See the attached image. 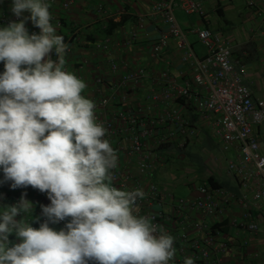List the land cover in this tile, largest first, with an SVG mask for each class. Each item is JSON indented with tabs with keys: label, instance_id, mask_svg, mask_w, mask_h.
Instances as JSON below:
<instances>
[{
	"label": "clouds",
	"instance_id": "clouds-1",
	"mask_svg": "<svg viewBox=\"0 0 264 264\" xmlns=\"http://www.w3.org/2000/svg\"><path fill=\"white\" fill-rule=\"evenodd\" d=\"M50 7L12 0V13L30 12L39 34H29L25 20L0 27V168L12 188L31 186L50 200L39 228L28 218L30 201L0 208V264H172L176 238L137 213L146 193L112 183L117 152L83 95L86 82L66 69L68 45ZM65 220L59 231L49 226Z\"/></svg>",
	"mask_w": 264,
	"mask_h": 264
},
{
	"label": "built area",
	"instance_id": "built-area-1",
	"mask_svg": "<svg viewBox=\"0 0 264 264\" xmlns=\"http://www.w3.org/2000/svg\"><path fill=\"white\" fill-rule=\"evenodd\" d=\"M74 3L75 0H65L64 7L71 8ZM178 9L187 15L197 14L204 19L208 12L204 0L159 1L154 5L150 17L161 19L167 29L157 39L148 42V52L152 57L159 58L171 49L174 41V53L179 57V62L193 69L192 87L172 83L171 90L149 95L145 102H151L153 108L157 104L163 109L166 107L164 111L151 115L149 111L143 112L142 104L137 103L134 108L119 112L114 119L103 120L99 109H108L110 98L104 97L96 104L97 119L108 129L107 135L113 136L125 129L130 134L131 166L123 169V165L118 163L117 168L113 170L112 183L122 190L129 188L128 183L131 180L136 181V189L143 190L146 185L148 196L138 199L137 209L164 204L166 200L172 199L173 185L179 181L196 188L198 196L180 199L177 203L179 212L192 210L205 218H211L209 223L198 222L194 225L197 232L206 234L205 237L196 238L191 237L185 229L186 220L180 219V223H183L180 240L190 248L195 264H226L225 254L232 245L241 253L245 252L248 264H264V96L255 98L244 83L243 77L248 76L247 65H239L237 69L233 63L234 47L230 37L220 34L215 36L210 27L200 29L197 34L208 53L203 58L195 54L187 39L186 30L181 27L175 16ZM9 23L7 19L0 18V27ZM137 36V33L132 35L133 43L138 41ZM95 47L107 50L109 41H98ZM113 69L117 70L118 65L113 64ZM146 75L147 71L139 68L136 73L127 74L123 82L140 88ZM163 77L167 83L170 82L167 73H164ZM102 81L99 79L100 83ZM172 103L175 104L174 107H171ZM180 105L194 108L199 114V121L209 120L211 135L227 154L217 158L216 163L219 165L213 167L219 169H213V172L220 174L221 170L226 173L238 194L225 190L223 186L214 188L207 182L196 186V177L189 171L184 174H175L172 171L169 179L173 184L167 177L162 180L153 177L158 166L156 157L159 148L173 142L176 135H188L181 147L201 138L198 121L191 123L185 119ZM212 159L216 158H210ZM165 165L166 162L161 166ZM19 201L20 198L17 197L13 204H18ZM232 208L239 211L240 221L225 217ZM149 215L153 217V223L163 225L165 215L162 212L148 211L144 216ZM45 219L41 214L38 224L43 223ZM225 221H229V224H225ZM230 226L240 232L237 244L230 243L225 235L224 230ZM175 247L177 249L176 245ZM184 259L181 261L184 262Z\"/></svg>",
	"mask_w": 264,
	"mask_h": 264
},
{
	"label": "crops",
	"instance_id": "crops-1",
	"mask_svg": "<svg viewBox=\"0 0 264 264\" xmlns=\"http://www.w3.org/2000/svg\"><path fill=\"white\" fill-rule=\"evenodd\" d=\"M159 1L172 2L173 0H75L71 8L64 7L65 0L49 1L51 4L50 11L53 15L52 23L57 29V34L62 35L68 45L66 69L86 82L87 88L84 90L83 95L92 99L95 104L104 97L110 98L109 108L106 110L99 109L103 120H112L119 112L126 111L127 108H134L137 103L142 104L143 112L149 111L150 115L162 112L166 109L165 106V109H163L160 104H157L153 108L151 102L146 103L145 99L154 92L162 93L171 90L172 83L192 87L193 69L179 62V57L174 53L176 46L174 41H172L171 49L159 58L152 57L148 52V42L157 39L167 29L166 24L161 19L150 17L154 5ZM204 1L205 8L208 11L206 19L197 14L187 15L180 9L175 11L178 23L187 32V39L193 51L199 58L207 55V48L200 42L206 48V52L200 53L192 39L197 37L199 40L198 30L205 27L213 29L217 25L219 31L224 34L229 33L228 36L231 37L234 47L232 61L237 69L240 67L239 65H247L248 76L243 77L244 83L252 91L255 98L264 96V0ZM11 7L12 0H0V18H5L10 22L25 20V26L29 34L40 33V29L34 26L30 19H26L30 17V12L25 11L21 17H16L12 13ZM177 13H184L189 18L185 19L182 24L179 22ZM216 14L223 20L222 24L215 22L214 15ZM237 29V37L233 38L230 33ZM134 33L138 35L136 43L131 41ZM214 34L216 36L219 33L214 31ZM98 41H109V49H96L95 43ZM54 54V51L50 54L53 60L56 59ZM113 64L118 65L117 70L113 69ZM139 68H144L147 71L142 86L136 88L132 84H125L123 78L129 73H136ZM3 71L4 65L3 62H0V73H3ZM164 73L170 76V82H166L163 77ZM99 79L103 80L102 83L99 82ZM124 99H126L125 102L129 103H125ZM174 106L175 104L172 103L171 107ZM179 107L182 109V115L185 119H188L191 123L198 121V126L201 129L199 141H205L206 136H211L212 129L209 120L199 121V114L192 107L185 108L182 105ZM187 136L176 135L173 142L159 148L160 151L156 157L158 166L153 174L155 179L162 180L167 177L170 181L169 175L172 172L170 164L172 160L178 157V159L180 157L185 159L184 155L175 153V150L184 151L191 143L197 142V140H193L186 146L181 147L180 145L183 144L184 138ZM106 138L110 140L112 147L116 150L118 163L123 165V169L131 166L129 131L125 129V131L113 136L107 135ZM165 152L167 155H165ZM169 154L171 155L168 156ZM165 162L166 165L161 166ZM224 176L227 179L226 183L231 181L226 173L220 175V177ZM209 177H206V179ZM219 180L221 181V178ZM177 183L173 185L172 199L166 200L164 204L137 209V213L144 216L148 211H151L153 213L162 212L165 215L162 226L176 238L177 251L174 264H183L181 260L185 257H192L193 253L188 245L180 240V236L183 234V223H180V219L184 218L186 220L187 227L185 229L189 231L191 237L196 238L199 236L205 237L206 234L197 232L194 225L198 222L209 223L211 218H205L192 210L178 211L177 203L180 199L195 198L198 194H196V188L187 186L190 194L186 198L180 197L178 188L183 186V183L181 181ZM231 184L233 189H236L234 183ZM11 185L12 182L4 178L3 170L0 168V208L14 205L13 202L17 197L20 200L23 198L30 201L33 210L28 214V218H32L30 220L32 227L39 228L38 218L42 214V206L50 204L47 193L40 192L31 186L12 188ZM128 185L129 188L125 191L136 189L135 180H131ZM143 191L146 193L145 197H147L146 185L143 186ZM225 217L232 220H241L240 213L235 211V208H232ZM23 218L24 214L21 213L15 219L21 220ZM61 222L49 226L59 231L69 221ZM228 222L225 221V224H229ZM224 231L230 243L237 244L240 237L238 229H232V226H230ZM9 239L12 243L20 242L14 235L10 236ZM233 246L225 254L226 264H248L249 261L245 256V252L241 253L237 247ZM89 264H94V262L90 261Z\"/></svg>",
	"mask_w": 264,
	"mask_h": 264
},
{
	"label": "rangeland",
	"instance_id": "rangeland-1",
	"mask_svg": "<svg viewBox=\"0 0 264 264\" xmlns=\"http://www.w3.org/2000/svg\"><path fill=\"white\" fill-rule=\"evenodd\" d=\"M177 14H178L177 16L179 17V22H181L182 24L185 22V19L189 18L184 13L183 14L177 13ZM214 19L216 20L215 21L216 23H219V22L221 24L223 23V20L220 17H218L217 14L214 15ZM238 28H240V27H238ZM213 30L217 31L220 35H222L224 37H229L228 36L229 33L224 34L223 32L219 31L217 25L215 28H213ZM233 32H231L230 35L233 38H236L237 34H238V29L236 31H233ZM192 40L194 41V45L196 46V49L200 53L206 52V48L200 43V41L198 40L197 37H194ZM204 140L205 141H197V142L191 143L187 147V149L184 151H176L175 150V153H177L179 155H181V154L184 155L185 159H178L179 158L178 157L177 159L172 160V162L170 164V168L172 169L173 173L184 174L186 171L193 173L196 177V180H195L196 186L204 183L206 177H208V176H213V177L217 176L218 179L221 178V182L224 184L223 187L225 188V190H227V191L231 190L232 193L238 194L237 190L233 189L231 181L226 183L227 182L226 176L220 177V174L217 171H216L217 174H214V172H213V169H215V170L219 169V167L218 168L213 167V165L217 164L216 163L217 158L218 157H224L227 154L223 151L220 143L218 141H216V139H214L212 135L210 137L206 136L204 138ZM212 157H215L216 159H212L213 161L210 160V158H212ZM217 165H219V164H217ZM220 173H222L221 170H220ZM178 190H179L178 194L182 198H186L190 194L189 188H187V186L184 184H183V186H180V188H178Z\"/></svg>",
	"mask_w": 264,
	"mask_h": 264
},
{
	"label": "trees",
	"instance_id": "trees-1",
	"mask_svg": "<svg viewBox=\"0 0 264 264\" xmlns=\"http://www.w3.org/2000/svg\"><path fill=\"white\" fill-rule=\"evenodd\" d=\"M205 182L211 184L214 188L223 186V183H221V181L217 179L216 177H209L208 179L205 180Z\"/></svg>",
	"mask_w": 264,
	"mask_h": 264
}]
</instances>
